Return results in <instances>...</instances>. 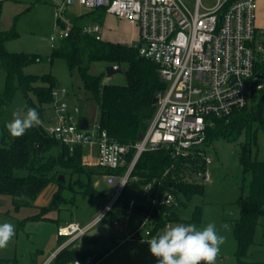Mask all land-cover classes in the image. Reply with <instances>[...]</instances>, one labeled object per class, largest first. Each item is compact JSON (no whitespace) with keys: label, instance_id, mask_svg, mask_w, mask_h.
Here are the masks:
<instances>
[{"label":"trees","instance_id":"trees-1","mask_svg":"<svg viewBox=\"0 0 264 264\" xmlns=\"http://www.w3.org/2000/svg\"><path fill=\"white\" fill-rule=\"evenodd\" d=\"M97 11V12H96ZM95 12V13H94ZM100 14V15H99ZM105 10H92L78 17H73V28L67 38L62 39L51 53L49 60L65 59L71 73L78 74L87 99L95 101L99 108L97 124L112 139L123 145H134L147 132L152 123L157 105L154 99L165 90L166 83L162 80L159 67L154 62L140 56L136 46L97 40L95 36L84 32L88 21L103 22ZM17 37L12 29L0 30V71L5 70L6 82L0 106H6L16 91L24 94L27 107L35 108L43 116L45 105L53 102L52 91L58 86L57 80L50 74L38 76L27 75L24 70L29 65L41 61L39 55L10 53L5 43ZM104 62L110 65H126V85H115L104 82L105 75L93 74L94 63ZM263 65L260 64V68ZM262 97L252 98L253 106L235 111L228 121L219 120L214 128L208 130L204 145L217 138L235 139L243 131L249 135L248 142L241 147V165L245 175L250 177L247 199L240 202L239 218L234 222L233 231L236 240V259L238 264H264L246 260L250 248L255 243V234L260 217L264 211V162L251 157L252 123L263 127L264 90ZM36 99V102L32 99ZM0 144V205L3 197L11 198V205L16 213L22 208L35 207L38 196L50 185H57L50 203L39 207V212L19 221V228L30 222H51L58 228L61 226V213L64 207H76V196L82 198L99 196L94 179L109 174H122L121 171L106 169L97 164H83L84 149L76 148L71 153L56 138L51 136L40 124L26 131L21 137L5 135ZM41 147L39 155L37 146ZM134 151L131 150L128 161L131 162ZM207 155L199 148L194 156L174 157L169 149L145 152L139 158L132 176L137 183L146 185L156 182L160 192L171 191L183 204V199H191L195 195L204 194V186L192 179V173L206 167ZM167 172V174H165ZM68 176L67 181L59 178ZM75 179V180H74ZM126 189V188H125ZM125 189L111 208L108 216H119L124 212L129 200L124 195ZM70 193L71 196H65ZM138 200L136 212L147 215L154 207L152 217L156 223L154 233L162 230L167 223L193 224L181 221L178 208L157 206L152 200L134 197ZM121 203V205L119 204ZM57 213L58 219L49 218L50 213ZM107 216V217H108ZM65 237H60V243ZM73 244L62 249L50 264H68L75 260L85 261L93 257L97 263L104 254L93 255L91 251H79L72 248ZM0 264H12L8 260H0Z\"/></svg>","mask_w":264,"mask_h":264},{"label":"built area","instance_id":"built-area-1","mask_svg":"<svg viewBox=\"0 0 264 264\" xmlns=\"http://www.w3.org/2000/svg\"><path fill=\"white\" fill-rule=\"evenodd\" d=\"M17 0H0L3 3ZM87 10H105L107 15L136 25L140 56L159 67L165 90L157 96V111L147 132L134 145H123L109 137L96 123L88 129L80 128L81 111L67 102L69 92L57 86L52 91L56 125L51 136L73 153L84 149L87 162L95 152V163L100 167L121 171L122 174L104 175L110 186L119 185L118 192L102 213L91 222H72L59 228L60 236L67 238L64 247L88 235L108 216L123 190L137 177L132 172L145 152L169 149L174 157L194 156L207 139L208 130L217 121H228L232 114L248 106L256 92L264 90V41L257 44L255 27V0H55V12L63 29L59 39L51 37L55 48L67 38L73 28L63 22V13L71 6ZM84 32L101 40L99 24H91ZM134 151L131 162L130 151ZM85 155V156H84ZM206 167L192 173L197 182H210ZM167 174V172L165 173ZM156 182L142 186L140 198L152 200L157 206L178 208L181 201L171 191L160 192ZM138 200L132 197L120 218L129 220L135 213ZM154 207L141 221L128 239L148 242L161 235L167 223L154 233L156 223L152 217ZM118 226L119 221L114 220ZM68 264H93V257Z\"/></svg>","mask_w":264,"mask_h":264},{"label":"rangeland","instance_id":"rangeland-1","mask_svg":"<svg viewBox=\"0 0 264 264\" xmlns=\"http://www.w3.org/2000/svg\"><path fill=\"white\" fill-rule=\"evenodd\" d=\"M203 2L208 4L212 0H203ZM54 5L55 0H17L3 3L0 13V30L13 29L17 33V37L9 39L5 46L10 53L39 55L42 60L26 67L25 74L38 76L50 74L55 77L58 86L69 92L67 98L69 105L71 107L78 106L81 114L87 117L91 125H94L99 119V108L95 101L87 99V93L83 90L78 74L71 73L65 59L55 58L52 62L49 60L53 51L51 37L55 36L60 39L63 33ZM89 12L91 11L81 6H71L64 11L62 21L71 23L70 19L73 17ZM115 21L117 22L115 26L109 25L112 26L110 27L111 37L107 39L115 42L120 39L118 42L121 44L137 46L140 41L136 38L133 28L117 18ZM88 22V26L92 24L91 20ZM107 27L108 24L106 23L104 28ZM255 27L257 30L256 42L259 44L264 41V0H255ZM109 66L112 65L104 62L94 63L91 72L93 74L103 73L105 83L126 85L127 79L124 73V70L127 69L126 65L122 66V72H117L112 76L107 75ZM6 75L5 70L0 71V98L5 90ZM255 97L256 100H260L262 93L256 92ZM32 99L36 102L33 96ZM252 106L251 98L248 108L251 109ZM27 108L24 94L21 91L14 93L8 105L0 106V144L5 135L11 136L5 125L13 119L12 112L21 109L23 115ZM262 116L264 121V107ZM40 120V125L47 132L56 125V112L52 103L45 105V111L43 116H40ZM251 131V157L254 160L264 162V123L263 127H260L258 123H252ZM248 138V132L243 131L235 139L229 140L221 137L202 146L207 157L212 160L211 164L207 165V169L211 173V181L200 182L204 186V194L195 195L191 199L184 198L183 204L178 210V217L181 221L190 223L198 217L199 221L193 223L198 228H203L208 223H215L218 233L226 237L225 243L220 246V253L215 264H238L235 256L237 245L233 225L239 218L240 202L247 199L248 195L247 186L250 177L244 174L240 160L241 147L248 142ZM91 155L93 158L96 157L95 152ZM93 158L83 162V164L89 166L96 164ZM64 178L65 181L69 179L68 176H64ZM94 181L99 196L88 198L76 196L75 208L64 207V211L60 215L62 218L61 226L71 222L88 223L94 220L115 198L119 185H108L102 176L95 178ZM57 189V185L48 186L38 196L34 206L47 205ZM142 193V186L129 184L124 195L131 198L138 197ZM65 196L70 197L71 194L65 192ZM119 204L121 205V203ZM32 213H34L33 207L24 208L16 213L11 205V198H2L0 223H12L15 226L16 234L5 249H0V259H17L18 264H32V259L35 258L34 255L39 250L48 251V254L51 255L53 249L61 248V246L55 245L58 232V226L55 223L30 221L25 227L19 228V221ZM138 219L137 215L129 220H124L119 216H108L95 226L87 236L75 241L72 248L79 251L90 250L96 252L93 253L96 256L104 254L96 264H157L158 258L151 254L148 242L127 238ZM114 220L119 221V227H114ZM224 224H228L230 230L223 229L222 225ZM104 225L116 231L127 227V232L115 242L101 238L97 244L93 243L94 237L97 236L96 230ZM51 247L52 249L49 250ZM246 260L249 262L264 261V211L256 230L255 243L250 248Z\"/></svg>","mask_w":264,"mask_h":264},{"label":"clouds","instance_id":"clouds-1","mask_svg":"<svg viewBox=\"0 0 264 264\" xmlns=\"http://www.w3.org/2000/svg\"><path fill=\"white\" fill-rule=\"evenodd\" d=\"M12 112L13 119L5 127L12 137H21L27 130L41 123L38 111L27 108ZM230 230L228 224L222 225ZM15 226L10 222L0 223V249H5L15 236ZM226 237L218 233L215 223H208L203 228L195 224H176L148 241L151 254L158 258L157 264H215L220 253V246Z\"/></svg>","mask_w":264,"mask_h":264},{"label":"crops","instance_id":"crops-1","mask_svg":"<svg viewBox=\"0 0 264 264\" xmlns=\"http://www.w3.org/2000/svg\"><path fill=\"white\" fill-rule=\"evenodd\" d=\"M100 15V14H99ZM101 17H103V22L101 23L100 21H94V22H92V24H99L100 26H101V29H102V33H101V37H102V40H105V41H110V42H114V43H120V42H118L120 39H117L116 41L117 42H115V41H111V40H108L109 39V37H111V34H110V27H112V26H115L116 25V21H115V19L116 18H114L113 16H111V15H104V16H101ZM111 17H113V18H111ZM120 21V20H119ZM123 21V20H122ZM108 24V27L107 28H104V25L105 24ZM123 23H125L126 25H128V26H130V27H132L133 28V30L135 31V34H136V38L137 39H139V29H138V27L136 26V25H133V24H131V23H128V22H126V21H123ZM91 25V24H90ZM109 25H112V26H109ZM108 38V39H107ZM69 97V96H68ZM86 119L87 121H88V119H87V117H85V116H83L82 114H81V120L82 119ZM88 124L89 125H91L90 124V122L88 121ZM96 158V157H95ZM95 158H93V159H95ZM52 199V198H51ZM51 201V200H50ZM50 203V202H49ZM48 203V204H49ZM47 204V205H48ZM44 206H46V205H44ZM36 208H34L33 207V209H34V213H32L31 215H35V214H37L38 212H39V207H37V206H35ZM40 207H43V206H40ZM22 209H24V208H22ZM21 209V210H22ZM20 210V211H21ZM19 211V212H20ZM135 215H137L138 216V221H137V224L135 225V227H134V229L132 230V232L135 230V228L138 226V224L140 223V221H141V217H142V215L141 214H139V213H135L133 216H135ZM28 216H30V215H27L26 217H28ZM132 216V217H133ZM26 217H23V218H26ZM48 217L49 218H52V219H58L59 218V215L57 214V213H50L49 215H48ZM22 218V219H23ZM70 220H71V218H70ZM38 222H43V221H38ZM91 222V221H90ZM72 223V222H71ZM78 223H80V222H78ZM81 224H85V223H83V222H81ZM62 226H60L59 228H61ZM114 227H119V225L118 226H115L114 225ZM59 228H58V230H59ZM97 231V233H96V235L97 236H95L94 237V240H93V243H98L99 242V239H109V240H111V241H113V242H115V241H118V239H120V236L121 235H123V234H125L126 232H127V227H123V228H121L120 230H113V229H109V228H107L105 225L104 226H102L101 228H99L98 230H96ZM132 232H129V234H128V236L132 233ZM87 236V235H86ZM127 236V237H128ZM60 237H62V236H60L59 235V233L57 232V236H56V242H55V245H58V246H61V248H59V249H53L51 252V255L50 254H48V251L46 252V251H43V250H39L34 256H35V258H33L32 259V264H50L54 259H55V257L57 256V254L62 250V249H64L65 247H64V243H65V241L67 240V238H64L63 239V242L62 243H60ZM73 244H75V243H73ZM72 245V244H71ZM52 249V247L49 249V250H51ZM84 251H90V250H84ZM92 252V251H91ZM93 253H96V252H93ZM0 260H6V259H0ZM8 261H11L12 262V264H18V261H17V259L16 260H8ZM96 264V263H95Z\"/></svg>","mask_w":264,"mask_h":264},{"label":"water","instance_id":"water-1","mask_svg":"<svg viewBox=\"0 0 264 264\" xmlns=\"http://www.w3.org/2000/svg\"><path fill=\"white\" fill-rule=\"evenodd\" d=\"M117 72H122L120 66L112 65V66H109L108 69H107V75H108V76H112L113 74H115V73H117ZM153 102H154V104H156V103H157V99H154ZM88 126H89L88 121H87L86 119L83 118V119L81 120L80 128L83 129V130H86V129H88ZM37 149H38V153H39V155H40V154H41V147L38 145V146H37ZM59 180H60L61 182H64V181H65V178H64L63 176H61V177L59 178Z\"/></svg>","mask_w":264,"mask_h":264}]
</instances>
